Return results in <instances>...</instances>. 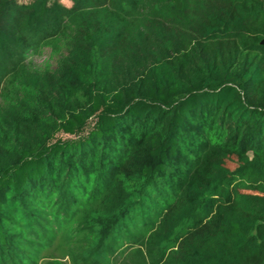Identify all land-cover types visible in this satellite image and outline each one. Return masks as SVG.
Returning a JSON list of instances; mask_svg holds the SVG:
<instances>
[{"label":"trees","instance_id":"16d2710c","mask_svg":"<svg viewBox=\"0 0 264 264\" xmlns=\"http://www.w3.org/2000/svg\"><path fill=\"white\" fill-rule=\"evenodd\" d=\"M70 1L0 0V264H264V0Z\"/></svg>","mask_w":264,"mask_h":264},{"label":"rangeland","instance_id":"374dc122","mask_svg":"<svg viewBox=\"0 0 264 264\" xmlns=\"http://www.w3.org/2000/svg\"><path fill=\"white\" fill-rule=\"evenodd\" d=\"M26 3L28 0H20ZM68 8L72 7L70 0H62ZM69 53V41L67 36H58L45 44L38 50L31 51L27 55L26 67L35 73L54 72L60 59ZM16 87L13 81L7 84L3 93L0 95V105L5 107L13 96L12 90ZM94 121L90 123L92 126ZM70 138L68 135H60L59 140L52 145H58L61 141ZM227 167L231 170L236 168L235 162H228ZM88 244V238L82 233L77 223L74 221L56 224V236L52 246L45 248L41 255L39 264H83L81 262L82 251ZM138 246L128 247L124 255L113 257L112 264H139L141 256L138 253Z\"/></svg>","mask_w":264,"mask_h":264}]
</instances>
